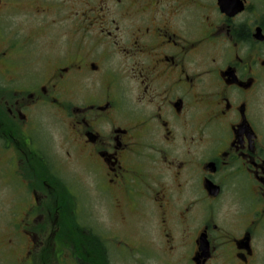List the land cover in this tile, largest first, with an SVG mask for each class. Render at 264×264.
<instances>
[{"label":"flooded vegetation","instance_id":"af4514ba","mask_svg":"<svg viewBox=\"0 0 264 264\" xmlns=\"http://www.w3.org/2000/svg\"><path fill=\"white\" fill-rule=\"evenodd\" d=\"M0 182V264H264V0H0Z\"/></svg>","mask_w":264,"mask_h":264},{"label":"rangeland","instance_id":"374dc122","mask_svg":"<svg viewBox=\"0 0 264 264\" xmlns=\"http://www.w3.org/2000/svg\"><path fill=\"white\" fill-rule=\"evenodd\" d=\"M10 194H9V190L7 188V186L3 183L0 182V210H2L4 207H8L11 205V202H10ZM96 217L99 220H102L104 221L103 217H102V214L101 212H96ZM3 219L2 215L0 214V227L2 226L1 224V220ZM19 239L18 237L16 236V242H18ZM16 253L19 254V250L16 249ZM17 258V256H15Z\"/></svg>","mask_w":264,"mask_h":264},{"label":"trees","instance_id":"16d2710c","mask_svg":"<svg viewBox=\"0 0 264 264\" xmlns=\"http://www.w3.org/2000/svg\"><path fill=\"white\" fill-rule=\"evenodd\" d=\"M78 237H80V239H81V235H79ZM78 237H77V238H78ZM79 243H80V242H79ZM78 248H79V246H78ZM78 250H79V249H78ZM78 252L80 253L81 251H78Z\"/></svg>","mask_w":264,"mask_h":264},{"label":"water","instance_id":"95a60500","mask_svg":"<svg viewBox=\"0 0 264 264\" xmlns=\"http://www.w3.org/2000/svg\"><path fill=\"white\" fill-rule=\"evenodd\" d=\"M222 5H223V7L225 6V4H224V3H222Z\"/></svg>","mask_w":264,"mask_h":264}]
</instances>
